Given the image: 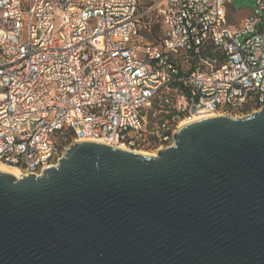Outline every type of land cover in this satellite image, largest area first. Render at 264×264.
<instances>
[{"label": "built area", "instance_id": "2783aa9c", "mask_svg": "<svg viewBox=\"0 0 264 264\" xmlns=\"http://www.w3.org/2000/svg\"><path fill=\"white\" fill-rule=\"evenodd\" d=\"M0 0V163L41 177L67 149L174 145L185 121L264 107V0ZM151 110H153L151 112Z\"/></svg>", "mask_w": 264, "mask_h": 264}, {"label": "water", "instance_id": "95a60500", "mask_svg": "<svg viewBox=\"0 0 264 264\" xmlns=\"http://www.w3.org/2000/svg\"><path fill=\"white\" fill-rule=\"evenodd\" d=\"M18 177L0 169V264H264V107L157 157L79 142Z\"/></svg>", "mask_w": 264, "mask_h": 264}, {"label": "rangeland", "instance_id": "374dc122", "mask_svg": "<svg viewBox=\"0 0 264 264\" xmlns=\"http://www.w3.org/2000/svg\"><path fill=\"white\" fill-rule=\"evenodd\" d=\"M139 1H140V13L143 14V22L150 23L152 28L156 29L157 28L156 19L152 15L147 14V10L149 6L154 3V0H139ZM255 8H256V0H231V3L229 4V14H228L230 22L236 26H240L243 20L247 16H249L254 11ZM156 36L158 37L157 30H156ZM152 111L153 110H151V112ZM142 151L148 152L150 154L152 153L145 150Z\"/></svg>", "mask_w": 264, "mask_h": 264}, {"label": "bare ground", "instance_id": "6f19581e", "mask_svg": "<svg viewBox=\"0 0 264 264\" xmlns=\"http://www.w3.org/2000/svg\"><path fill=\"white\" fill-rule=\"evenodd\" d=\"M210 117H218V116H214V115H209V116H202L200 118H194L192 119L191 121H185L181 124L180 127L186 125L187 123H190L192 121H196V120H200V119H205V118H210ZM121 149H125V148H121ZM127 150V149H125ZM136 154H139V155H143V156H147V157H156L157 155L156 154H153V153H148V152H144V151H134ZM0 169L3 170V171H6L8 173H11V174H14V175H17L20 177V173L19 171L16 169V168H13V167H10V166H6V165H3L0 163ZM19 177L17 179H19Z\"/></svg>", "mask_w": 264, "mask_h": 264}, {"label": "trees", "instance_id": "16d2710c", "mask_svg": "<svg viewBox=\"0 0 264 264\" xmlns=\"http://www.w3.org/2000/svg\"><path fill=\"white\" fill-rule=\"evenodd\" d=\"M138 1H139V0H138ZM150 6H152V5H150ZM150 6H149V7H150ZM139 12H140V1H139ZM228 14H229V6H228ZM228 19H229V16H228ZM229 22H230V20H229ZM230 24H232V23L230 22ZM156 25H157V24H156ZM232 25H234V24H232ZM234 26H236V25H234ZM156 30H157V32H158V30H159V25H157V28H156V29L151 28L150 31H147V30H145V29H142L141 33H142V35H143L144 37L147 38V40H148L149 42H152V43H158V42H159V39H158V37L156 36Z\"/></svg>", "mask_w": 264, "mask_h": 264}]
</instances>
